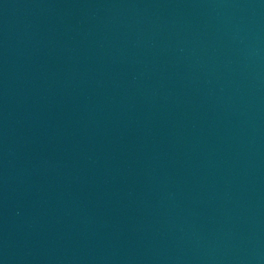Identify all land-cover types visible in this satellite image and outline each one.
Here are the masks:
<instances>
[{
  "label": "water",
  "instance_id": "water-1",
  "mask_svg": "<svg viewBox=\"0 0 264 264\" xmlns=\"http://www.w3.org/2000/svg\"><path fill=\"white\" fill-rule=\"evenodd\" d=\"M0 264H264V0H0Z\"/></svg>",
  "mask_w": 264,
  "mask_h": 264
}]
</instances>
